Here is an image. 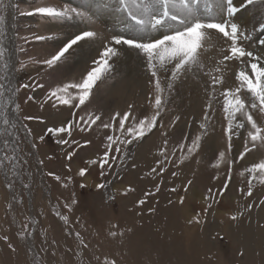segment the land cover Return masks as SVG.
<instances>
[{
	"label": "snow or ice",
	"instance_id": "1",
	"mask_svg": "<svg viewBox=\"0 0 264 264\" xmlns=\"http://www.w3.org/2000/svg\"><path fill=\"white\" fill-rule=\"evenodd\" d=\"M9 6L0 0V10ZM96 6L102 10L113 7L109 0H98ZM253 9L264 10V0H214V3L206 0L203 9L200 0H116L114 10L125 12L130 31L139 34L125 36L117 33L108 39L101 37L98 29H84L43 59H13L15 52L5 43V16L0 15V65L5 70L4 74H0V121L5 126L4 133H7L2 141L4 149L11 147L12 152V155H8L5 151L0 158V174H4L3 170L10 164L14 175L19 178L20 173L16 170L27 165V160L21 164V158L17 155L22 143L28 145V155L33 157L41 146L51 144L53 151L51 154L45 153V159H62L65 161L64 171L44 172L45 160L39 159L37 165L41 174L68 189L75 183V177L87 179L96 169L101 182L95 183L94 187L103 190L102 199L106 206H111L118 197L127 198L138 191L134 183L129 182L125 186L123 181L140 169L136 162L139 149L159 134L161 143L153 154V163L146 165L147 170L138 176L141 181L150 180L152 186L142 190L128 208L133 218L131 223L108 220L100 241L101 246H107V251L102 255H97L90 248L91 241L76 230L70 222V215L60 211L59 205L54 206V216L66 229V244L68 238L73 241L67 245L66 252L79 258L74 264H93V261L95 264H160L158 259L153 261L151 258L130 260V237L138 227H143L140 220L145 213L153 216L158 212L156 206L149 205L162 190L167 193L166 207H186L188 194L195 187L203 162L204 146L215 134L217 106L222 109V132L218 138L220 148L208 157L214 170L210 174L211 182L204 186L201 209L186 215L184 223L187 228L203 233L209 223L208 217L211 215L215 219L216 206L224 205L220 224L227 221L237 229L241 225L246 229L245 239L239 242L236 249L238 264H264V158L258 162H248L249 156L264 148V15L250 29L236 22L242 10ZM37 14L53 21L78 17L90 24L97 22L86 9L78 8L37 6L21 13L30 16ZM51 39V35L31 37L33 41ZM98 39L102 50L92 60L93 66L86 68L78 80H61L54 85H46L40 80L20 83L10 78L12 69L18 67L23 70L29 66L25 59L55 71L74 46H79L81 42L94 44ZM24 40L27 42L28 38ZM217 46L221 58L213 61L207 53ZM17 51L25 50L18 47ZM125 53H135L144 63L149 75L148 83L152 87L147 96L148 108L139 116L134 113L132 104L123 112L89 110L94 89H98L101 83L115 79L116 64ZM229 62L239 66L238 71L232 70L234 79L231 83L227 75ZM185 79L199 83L206 97L200 117L193 116L187 120L189 131L179 128L182 120L179 114L168 122L164 119L167 111L165 94L170 95L176 85ZM25 91L31 93L26 95L25 104L39 103L41 111L47 106L53 110V115L60 112L61 106H65L69 117L49 122L47 116L24 114L19 99L21 92ZM38 91H43L44 95L37 96ZM81 112L84 114L81 115ZM30 123L43 126L39 134L34 132ZM9 127L12 131H8ZM100 129L105 130L103 136L96 135ZM4 133H0V136H4ZM90 147H95L96 152L84 159L83 166L73 172L70 162L80 150ZM55 148L60 149L59 154ZM193 163L196 168L190 169L192 175L189 178L184 174L185 169ZM165 174H168L167 183ZM176 180H180V183H174ZM5 181L7 189L13 193L12 201L21 203L14 194L16 180L5 175ZM23 187L30 186L24 184ZM80 187H86V184L81 183ZM172 196L176 199H172ZM78 203L73 198L65 202L63 208L71 214ZM154 203L158 205L159 200H154ZM12 207L10 202L9 210ZM35 223L29 218V223L23 224L16 233L0 234V253L19 256L23 250L25 256L29 252L33 254L31 261L24 264H51L47 255L37 258L34 248ZM75 223H80L79 218ZM29 224L32 225L31 231ZM95 235L100 236V232ZM209 239L216 241L224 237L217 231L210 234ZM54 245L56 241L49 247ZM44 251L47 253V249ZM88 253L91 255L86 260ZM52 256H55V252H52ZM4 264L10 262L5 261ZM68 264L73 262L69 261Z\"/></svg>",
	"mask_w": 264,
	"mask_h": 264
},
{
	"label": "rangeland",
	"instance_id": "2",
	"mask_svg": "<svg viewBox=\"0 0 264 264\" xmlns=\"http://www.w3.org/2000/svg\"><path fill=\"white\" fill-rule=\"evenodd\" d=\"M81 2L79 0H3L4 5H10L0 10V15L5 16L6 38L9 33V26L13 24L15 45L17 48L21 47L25 50L24 52L17 51V57L21 59L24 57L32 59L49 57L67 39L73 37L75 34H79L84 29H98L100 36L107 37L108 39L111 38L112 34L117 33L125 36L139 34L138 32L130 31L128 27L129 21L125 12H116L114 10L116 0H109V4L113 7L107 10H102L96 6L98 0H91L89 6ZM209 2L214 3V0H209ZM205 3L206 0H200V7L202 9ZM37 6L86 9L89 14L95 16L97 22L90 24L88 21L81 20L78 17L70 20L53 21L38 14L31 16L21 15V13H26ZM262 15H264V10H246L243 14L237 15L236 22L250 29L252 25L261 19ZM33 35H51L53 39L33 41L31 40ZM24 38H28V41L25 42ZM5 43L7 44V40H5ZM94 44L81 42L79 46H74L69 54H66V59L59 62L55 71L48 69L43 64H32L30 60L25 59V63L29 66L23 70H19L18 67L15 68L16 81L25 83L32 80H40L46 85H54L61 80L64 82L74 79L78 80L86 68L93 66L92 60L97 57L98 51L102 50L99 39ZM207 55L212 57L213 61L221 58L218 46L212 48ZM78 59L80 60L78 61ZM129 60L130 63L127 62ZM76 61L81 62L80 65ZM73 66L74 69L71 68ZM129 68L131 70L128 72ZM138 69L140 70L138 71ZM233 69L238 71L239 66L229 62L227 75L230 83L234 79L232 76ZM4 72L3 66L0 65V74H4ZM132 72L135 73L133 74ZM53 79H56L54 83H52ZM148 80L149 75L146 72L143 61L135 53L122 54L116 64L115 79L101 83L98 89H94L89 110L98 109L105 113L123 112L127 110L129 104H132L134 105V113L139 116L148 108L147 96L152 91ZM27 94L31 93L27 91L21 92L19 99L24 114L47 116L49 117V122L69 117V111L65 106H61L60 112L53 115V110L47 108V106L44 111H41L39 103L29 102L25 104L24 100ZM36 95L42 97L44 93L43 91H38ZM165 99L167 101V111L164 116L165 122H168L170 118L179 114L182 116L179 128L189 131L187 120L193 116L200 117L206 97L199 83L192 79H185L176 85L175 90L170 95L166 93ZM221 111V107L217 106L216 114L218 118L215 120V134L207 140L204 146L205 154L202 157L203 162L196 177L195 187L188 194L186 207L183 209L179 207H166L167 193L162 190L154 198V200H159V204L156 205L153 200L149 205L156 206L158 212L153 216L145 213L140 220L143 227H138L136 233L130 237V247L132 249L129 256L130 260L151 258L153 261L158 259L160 264H169V262L171 264H238L239 258L236 254V249L239 242L245 239L246 229L243 225L237 229L230 226L227 221L224 224H220L225 210L224 205L216 206L218 210L216 211L215 219L213 220L211 215L208 217L209 223L203 233L198 229L187 228L184 223L186 215L191 214L193 210L201 209L204 186L211 182L210 174L214 170L210 167L208 157L220 148L218 138L222 132ZM80 114L83 115L84 113L81 112ZM30 126L37 134L40 133L43 127L36 123H30ZM194 128L195 125H193ZM4 129L5 126L0 121V133H4ZM8 131H12V129L9 127ZM104 131L100 129L96 135L103 136ZM6 135L7 133H4V136H0V158L3 157L5 151H7L8 155H12L11 147L4 149L2 143ZM160 143L159 134H157L156 137H153L139 149L136 162L140 165V169L126 176L123 181V185L125 186L129 182L134 183L138 191L129 194L127 198L118 197L117 201L111 206L105 205L101 195L103 190H97L94 187L95 183L101 182L96 169L91 171V175L87 179L81 180L79 177H75V183L70 185L68 189H65L51 177L42 175L38 170L37 160L44 159V172L64 171L65 161L62 159L57 158L54 161H47L45 159L44 154H51L53 146L51 144L41 146L39 152L33 157L28 155V145L22 143L17 155L21 158V164L24 160H27V165L16 170L20 173L19 178L14 175L10 164L7 169L3 170L4 174H0V234L16 233L23 224L29 223V218H31L32 221L36 222L34 248L36 249L37 258L47 255L51 264H68L69 261H72L74 264L79 258L71 252H66L67 245L72 244L73 241L71 238H68L66 244L64 236L66 229L62 225V222L58 221L54 216V212L56 211L54 206L59 205L60 211L66 215H70V222L74 224L76 230L81 231L86 239L91 241L90 248L97 255H102L103 252L107 251V246H101L100 241L103 237V231L107 227L108 220L111 219L113 222L120 221L121 224L125 222L131 223L133 218L128 208L141 195L142 190L152 186L150 180L145 179L141 181L138 179V176L147 170L146 165L153 163V154L157 151ZM54 150L59 154V148H55ZM94 152H96L95 147L80 150L78 155L70 162L73 172L78 169L77 167L83 166L84 159L91 156ZM262 158H264V148L256 150L249 156L248 162H258ZM192 168H196L194 163L185 169V176L191 178L192 173L190 169ZM5 175L16 180L14 194L17 199L22 201L21 203L12 201L13 193L6 187ZM235 178L239 180L238 176ZM165 180L167 183L168 174H165ZM81 183L86 184V187L81 188ZM174 183L179 184L180 180H176ZM24 184H28L30 187L24 188ZM257 186L259 187V185ZM117 187H120V185H117ZM230 195H234V193H230ZM73 198L78 200L79 203L74 212L69 214L63 208V204ZM171 198L176 199L175 196ZM10 202L13 204L11 210L8 208ZM77 218L80 220L79 224L75 223ZM81 225H84V227L82 228ZM31 228L32 225L29 224V231H31ZM157 228L160 229L159 232L156 231ZM217 231L220 232L224 239L210 240L209 235L215 234ZM96 232H100V236L95 235ZM53 241H56V245L50 248L49 245ZM45 249H47V253H45ZM52 252H55L54 257L52 256ZM32 255L29 252L25 256L23 250L20 251L19 256L10 255L7 252L0 253V264H4L5 261H9L10 264H24L25 261H31ZM90 255L91 253L86 254L85 259L87 260ZM93 264H95V261H93Z\"/></svg>",
	"mask_w": 264,
	"mask_h": 264
},
{
	"label": "bare ground",
	"instance_id": "3",
	"mask_svg": "<svg viewBox=\"0 0 264 264\" xmlns=\"http://www.w3.org/2000/svg\"><path fill=\"white\" fill-rule=\"evenodd\" d=\"M79 1H82L81 3H83V4H85L86 6H89L90 5V3H91V0H79ZM205 1V0H204ZM245 12V10H242L241 11V13L243 14ZM241 13H239L240 15H241ZM259 13V12H258ZM245 15V14H244ZM241 18V17H240ZM9 25V24H8ZM14 28H13V24H10V26H9V33H8V35H7V38L5 39V40H7V45H8V47L9 48H11L14 52H15V56L13 57V59H16V57H17V47H16V45H15V38H14ZM95 45V44H94ZM93 45V46H94ZM85 46V45H84ZM91 47V46H90ZM92 48V47H91ZM95 48V47H94ZM93 48V49H94ZM85 49H86V47H85ZM83 51H84V49H83ZM89 51H90V49H89ZM93 51V50H92ZM91 51V52H92ZM81 53H82V51H81ZM79 54V53H78ZM91 55V54H90ZM89 56V55H88ZM84 59V58H83ZM80 59H78V61H79ZM85 60V59H84ZM78 61H76V62H78ZM127 62H129L130 63V60L129 61H127ZM136 62V61H135ZM79 63V65H80V63L81 62H78ZM83 63V62H82ZM138 63V62H137ZM140 64H142V63H140ZM139 64V65H140ZM78 65V64H77ZM71 68H73L74 69V66L73 67H71ZM128 68V67H127ZM134 69V68H133ZM131 69L129 68V70H128V72L130 71ZM135 70V69H134ZM133 70V71H134ZM140 69H138V71H139ZM133 74L135 73V72H132ZM131 73V74H132ZM9 75H10V78L11 79H13L14 81H16V78H15V68L14 69H12L11 71H10V73H9ZM130 77V76H129ZM55 80L56 79H53L52 80V83H54L55 82ZM5 103H7V101H5ZM79 164V163H78ZM76 167V166H75ZM78 168V167H77Z\"/></svg>",
	"mask_w": 264,
	"mask_h": 264
}]
</instances>
